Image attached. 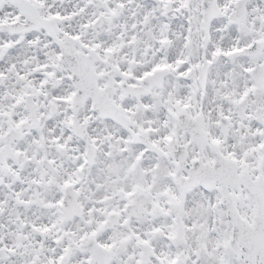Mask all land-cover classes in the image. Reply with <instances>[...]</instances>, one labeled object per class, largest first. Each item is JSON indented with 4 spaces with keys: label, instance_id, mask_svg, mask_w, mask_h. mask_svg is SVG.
<instances>
[{
    "label": "snow or ice",
    "instance_id": "6c2138e0",
    "mask_svg": "<svg viewBox=\"0 0 264 264\" xmlns=\"http://www.w3.org/2000/svg\"><path fill=\"white\" fill-rule=\"evenodd\" d=\"M0 264H264V0H0Z\"/></svg>",
    "mask_w": 264,
    "mask_h": 264
}]
</instances>
